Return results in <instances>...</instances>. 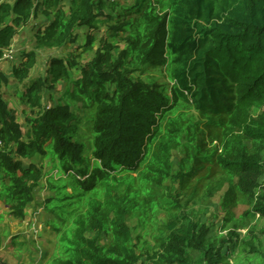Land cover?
Returning a JSON list of instances; mask_svg holds the SVG:
<instances>
[{"label": "trees", "instance_id": "1", "mask_svg": "<svg viewBox=\"0 0 264 264\" xmlns=\"http://www.w3.org/2000/svg\"><path fill=\"white\" fill-rule=\"evenodd\" d=\"M35 1L0 0V57L41 5L50 22L36 38L38 46L49 49L74 42L78 27L97 29L105 10L112 11L107 36L82 65L81 78L72 80L62 59L51 58L50 77L25 83L32 113L26 132L18 112L0 95V199L9 213L24 218L46 177L42 166L25 165L23 158L50 152L62 169V175L48 179L53 194L44 205L55 215L52 262L228 264L224 250L231 246L264 256L253 224L264 217V0H135L130 6L68 0L69 10L67 0ZM117 38L126 46L115 55ZM95 41L88 34L84 48H93ZM67 61L76 66L73 57ZM35 63L36 52H28L13 67L15 79L25 80ZM155 66L166 67L169 93L159 83L133 76ZM62 76L73 85L67 102L44 108L47 83L54 86ZM78 102L87 109L91 155L80 138L83 120L71 107ZM189 106L199 118L183 113ZM206 136L221 148L208 147ZM177 148L186 155L174 171ZM168 179L179 183L181 192L160 203L154 185ZM210 181L215 184L206 197L227 185L222 237L186 210L200 199V184L210 186ZM241 204L247 208L238 214ZM162 208L169 218L150 246L146 237ZM135 218L146 233L135 232L130 223ZM244 228L247 240L239 231ZM104 237L109 242H102Z\"/></svg>", "mask_w": 264, "mask_h": 264}, {"label": "rangeland", "instance_id": "2", "mask_svg": "<svg viewBox=\"0 0 264 264\" xmlns=\"http://www.w3.org/2000/svg\"><path fill=\"white\" fill-rule=\"evenodd\" d=\"M37 2L38 0H36V3ZM117 2L121 5L130 6L135 2V0L108 1L111 6ZM69 6L70 5H66L67 9ZM110 10V7L105 10L106 15H103L100 18V21L103 23L98 21L97 29L88 26L78 27L76 29L79 35L78 38L74 42H66L62 47L57 49H49L48 47L41 48L38 46L36 32L45 22L44 15L41 12L36 13L27 24L18 27L17 33L13 37L10 47L6 50H12L13 55L18 52L14 50L15 47L25 48V52H23L22 49L20 52L22 53L20 54L22 58L20 59H15L14 56L13 59H3L1 58L3 55L0 57V73L3 72V74L1 73L2 75L0 74V95L8 107L13 108L18 112V119L23 125L25 132L31 127L26 118L28 115H32L31 108L26 101V96L24 95L25 83L30 86L34 84L36 79H46L50 77V68L52 64L49 59L54 56V58L62 59L72 80L81 78L82 65L90 62L95 57L96 50L100 46V39L107 36V24L109 21V17H107V15H112V11ZM113 23H115V21H113ZM90 33L95 35L96 41L93 48L85 49L84 45L86 44L87 36ZM114 40L118 45V48L115 50L116 55L119 50L126 46V44L124 41H118V38L117 40ZM30 51L36 52V63L31 69L29 76L25 80L19 81L14 77L13 67L17 66L16 64L18 63L21 65V62L26 59L27 53ZM69 57H73L77 61L75 64L76 66L72 67L70 65L67 61ZM19 60H21V62ZM14 61L15 65L13 63ZM133 76L148 83H159L161 85V89L166 93H169L170 91L171 82L165 66L151 67L148 68L144 74L136 72ZM58 81L55 82L54 86H52L49 82L47 83L46 88L43 91V93L47 92L43 100L44 108H50L67 102L69 91L73 90V85L71 84L72 82L67 80L64 76H62ZM82 104L83 103L81 102H78L77 104L72 103L71 107L83 120L80 128V138L84 139L86 142L85 154L88 151L91 155L90 147L92 144V134L86 125L87 123L85 118L88 116L86 114L87 109H85ZM182 111L188 115H193L195 113L196 118H199L197 112L190 106L187 109H182ZM259 112L260 109L257 108L256 113ZM206 133L208 134V131H206ZM201 137L203 138L204 136L201 135ZM206 139L208 147L214 148V146L217 145L221 148L218 141H212L209 136H206ZM154 146L156 147V144ZM185 155L186 154L181 151L180 148L174 149L172 157L174 171L179 170L181 159ZM23 161L25 164H31V162H33L42 166L44 172L46 173V177L40 181L39 186L36 188L35 201H32L30 206L26 208L24 218L11 215L8 207L0 199V253L4 260V264H54V262H52V257L56 253L57 232L53 230L51 222L55 218V215L47 211L44 205L46 198L53 194V192L49 190L48 179L53 175V177L62 175V169L58 158L50 152L45 157L41 154H34V156L28 159L23 158ZM205 172H207V169L201 174H204ZM195 181H197V179ZM195 181H193V183H195ZM210 182V186L200 184V199H198L197 202L192 203L186 208V210L189 211V213L196 220L201 223L205 222L207 225H211L213 228L212 232L216 233L215 235L217 237H222L227 232L225 228V226H227V222L223 219L224 212L221 206L227 185H224L221 188L217 186L214 189V194L210 197H206L208 189L215 184L214 181ZM154 188L160 203H163L162 199H166L165 195L169 193L176 195V192H181V185L179 183H174L172 179L166 180L164 185H154ZM186 198L187 196H180L181 200H185ZM182 204H184V202ZM246 208V205L241 204L237 211L238 214L244 212ZM157 216L159 222H157L155 226H151L153 228L150 232L151 235L149 234L146 237L150 246H153L156 243L152 236L162 233L164 230L162 224L167 222L169 218L168 213L163 208ZM137 220V218L130 220L131 225L136 228L135 232H139L141 234L146 233V227L141 226ZM253 224L256 225L257 236L259 237V241L256 242V244L258 245V248L264 252V233L261 232V230L264 231V217H257ZM239 231L241 232L243 239L247 240L250 238L248 228H244L242 230L240 229ZM102 242L107 243L109 240L107 237H104ZM248 249L250 248L248 247ZM224 252L226 253L228 264H264V256H259L257 253H244L242 248L238 246H231L229 249L226 247Z\"/></svg>", "mask_w": 264, "mask_h": 264}, {"label": "crops", "instance_id": "3", "mask_svg": "<svg viewBox=\"0 0 264 264\" xmlns=\"http://www.w3.org/2000/svg\"><path fill=\"white\" fill-rule=\"evenodd\" d=\"M6 1L12 3V2H14V1H16V0H6ZM66 4H67V5H70V1L67 0V1H66ZM43 9H44V6L41 5L39 11L37 12V13L41 12V13L44 15L45 22L41 25L42 27H44L46 24H48V23L50 22V19L48 18V16L44 14ZM42 27H40L39 29H41ZM39 29H38V30H39ZM38 30H37V32H38ZM37 32H36V34H37ZM16 46H17V45H16ZM22 49H23V52H25V48H17V47H15L14 50L18 51L17 53H14V55H13V56L15 57V59H20V58H22L21 55H20V54H22V53H20V52L22 51ZM15 54H16V55H15ZM14 57H12L11 59H13ZM54 57H55V56H54ZM54 57H52V58H54ZM15 59H14V60H15ZM50 59H51V58H50ZM50 59H49V60H50ZM2 60H3V59H2ZM7 60H8V59H7ZM21 60H22V59H21ZM21 60H19V61L21 62ZM15 61H17V60H15ZM15 61L13 62L14 65H15ZM16 65L19 66L20 64L18 63V64H16ZM2 70H4V69H2ZM1 73L3 74V72H1ZM1 73H0V74H1ZM2 74H1V75H2ZM1 75H0V76H1ZM5 75H6V73H5ZM39 79H40V78H39ZM36 80H38V79H36ZM36 80H35V81H36ZM60 81H61V80H60ZM60 81H58V82H60ZM54 84H55V83H54ZM46 93H47V92L44 93V97H45ZM44 97H43V100H44ZM43 100H42V102L44 103ZM25 165H28V164H25ZM17 251H18V250H17ZM0 264H4V260H3L2 256H1V253H0Z\"/></svg>", "mask_w": 264, "mask_h": 264}, {"label": "built area", "instance_id": "4", "mask_svg": "<svg viewBox=\"0 0 264 264\" xmlns=\"http://www.w3.org/2000/svg\"><path fill=\"white\" fill-rule=\"evenodd\" d=\"M13 57V51L12 50H7L5 53H4V55H3V57L2 58H12ZM2 141H1V139H0V149H1V146H2Z\"/></svg>", "mask_w": 264, "mask_h": 264}, {"label": "clouds", "instance_id": "5", "mask_svg": "<svg viewBox=\"0 0 264 264\" xmlns=\"http://www.w3.org/2000/svg\"><path fill=\"white\" fill-rule=\"evenodd\" d=\"M35 2H36V1H35ZM38 2L41 3L42 0H38ZM38 2H37V3H38ZM6 51H7V50L5 49L4 52H3V55H4V53H5ZM2 57H3V56H2ZM2 57H1V58H2ZM3 59H5V58H3ZM8 59H9V58H8ZM10 59H11V58H10ZM263 179H264V178H263Z\"/></svg>", "mask_w": 264, "mask_h": 264}]
</instances>
